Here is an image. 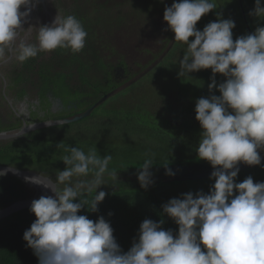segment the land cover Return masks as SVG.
I'll use <instances>...</instances> for the list:
<instances>
[{"label": "clouds", "instance_id": "9594fccd", "mask_svg": "<svg viewBox=\"0 0 264 264\" xmlns=\"http://www.w3.org/2000/svg\"><path fill=\"white\" fill-rule=\"evenodd\" d=\"M34 6V0H0V53L16 39ZM216 8L215 0H174L164 11L166 30L175 34V41L187 45L178 77L202 69L213 73L210 95L199 98L195 107L202 129L198 159L214 169L209 193L189 192L170 199L162 206L163 213L178 225V233L164 230L163 221L145 219L138 239L123 252L109 221L78 214L85 207L99 211L107 193L98 189L107 185L104 174L112 156L100 157L95 151L85 154L71 147L70 155L63 157L66 168L58 170L54 184L45 185L53 195L41 196L30 206L36 219L23 239L38 264H264V182H254L252 176L235 182L240 163L256 166L262 162L264 26L234 40V20L217 13L216 21L199 30L197 22ZM249 15L264 16V0H255ZM37 28V43L19 46L20 61L57 48L75 53L85 47L88 34L74 15L58 12L50 24ZM216 74L226 79L217 84ZM153 165L146 159L138 168L142 188L153 183ZM163 166L166 175H175L168 164ZM90 172V180L72 179ZM92 193L91 200L82 198Z\"/></svg>", "mask_w": 264, "mask_h": 264}, {"label": "trees", "instance_id": "16d2710c", "mask_svg": "<svg viewBox=\"0 0 264 264\" xmlns=\"http://www.w3.org/2000/svg\"><path fill=\"white\" fill-rule=\"evenodd\" d=\"M129 1L132 6L131 11L126 15L120 14L126 22L130 21L132 16L141 21L138 22L139 24L153 21L155 15H152L151 8L145 9L138 0ZM170 1L174 2V0ZM94 3L98 6V10L104 11L102 14L94 10L91 12L96 17L94 24L86 25L84 19H91L89 16L74 15L82 23L88 34L87 37L89 35L92 37L91 45L86 47L85 41L86 48L84 47L82 52L79 51L81 54L74 55L76 62L79 63L75 64L78 66L82 82L86 84L84 91H79L77 96L83 97L84 94H89L93 97L90 99L85 97L78 104L81 108L90 107L103 95L120 87L126 81L135 78L137 80L116 91L90 115L80 120L35 129L6 142L0 141V163L38 171L53 176L56 180L58 170L62 171L66 168L63 157L70 155L71 147H77L85 154L95 151L100 157L111 154L112 160L104 174L107 185H102L98 189L107 193L105 199L98 205L99 211L90 212L85 207L78 214L87 215L93 221L103 216L114 229L113 235L122 251L127 252L132 247L133 241L138 239L140 225L145 219L163 221L164 230L178 233V225L163 213L162 206L170 199L180 198L185 193L196 194L203 191L207 194L214 184L211 176L182 181L167 180L171 176L165 174L163 166L168 164L171 168L174 165L209 163L198 159L196 150L202 129L196 119L195 107L199 98H207L210 95L208 85L212 82L213 73L211 69H202L179 78L177 75L179 61L187 45L171 37L170 40L173 41L171 47L161 51V53L166 51L163 58L155 64H146L143 67L145 71L142 69L134 71L131 68L130 72L133 74L118 79L114 75L113 68L103 72L104 78H101L100 70L106 68L107 64L104 61L106 58L98 56L96 52L95 40L97 33L102 29L101 24L96 22L101 20L104 21L103 24L114 23L113 9L110 10L108 7L105 9V3L120 8L123 1L92 0L89 5L83 4V9L80 11L85 14ZM215 3L217 8L197 22L196 27L199 30L202 31L209 22L216 21L217 13H222L224 19L234 20L236 24L233 29L234 40L239 36L253 33L257 26H264V16L258 18L249 15L254 9L255 0H215ZM134 22L135 20L127 23L133 26ZM135 25L138 29L139 25ZM135 28L133 27L137 30ZM162 30L163 27L158 25L155 32ZM192 39L194 37H190V40ZM151 47H146L143 52L155 55ZM60 49L64 48H57L54 57L63 52ZM37 57L38 55L34 58ZM51 59L50 63L42 61L43 78L52 80L56 89L63 82L69 81L71 72L68 74L49 69L55 62L53 58ZM72 61L69 60V63ZM120 62L128 69L126 62ZM109 64L114 66L113 63ZM135 65L138 68L143 66L140 63ZM147 74H151L150 79L156 75V82L151 87L148 83L140 88L142 86L138 82L141 83ZM215 78L217 84L226 79L222 74H216ZM68 84L70 90H74L71 83ZM90 87L94 90L93 94L89 90ZM214 94L220 95L218 90H215ZM3 129L4 127L0 126V131ZM146 159H151L154 163L150 170L153 174V183L147 189L142 188L137 179L138 168L142 167ZM200 169L203 170L201 167ZM113 173L115 176L112 175ZM248 176H252L254 182H264V161L261 165L240 169L235 182H243ZM92 178L93 173L90 172L87 177H73V181ZM25 186L26 183L19 177L1 175L0 209L18 200ZM93 196L94 193L82 198L91 200ZM35 219L36 216L30 211V207H26L0 221V264H38L37 256L27 247V242L23 239L25 230L30 228Z\"/></svg>", "mask_w": 264, "mask_h": 264}, {"label": "flooded vegetation", "instance_id": "af4514ba", "mask_svg": "<svg viewBox=\"0 0 264 264\" xmlns=\"http://www.w3.org/2000/svg\"><path fill=\"white\" fill-rule=\"evenodd\" d=\"M91 1L34 0L35 6L30 16L23 23V32L20 33L22 38L17 41L14 40L9 46L5 47L3 53H0V78L3 82L2 95H0V106L2 107H0L2 110V115H0V126L4 127L2 131L19 130L35 122L71 116L80 110L83 111L88 108H81L78 103L79 101H83L85 97L88 99L93 97L89 94H84L83 97L77 96L79 91L82 92L86 88V84L82 82L80 77L78 66L75 64L79 63L76 62L74 58V55H79L82 51L74 53L71 49H60L63 52H59L60 55L56 57L54 56L57 54L58 50L40 52L37 58L32 57L24 61H20L18 55L19 46L22 43H37V27L43 24H50L58 12L62 15L89 16L91 19H84L86 25L90 26L94 24L96 17H94L91 12L98 9L95 3L92 4V7L89 8L85 14L80 11V9H83V4L89 5ZM31 6L32 5H30V7ZM23 10L22 8L21 11ZM96 23L102 25L104 21L100 20V22ZM91 41L92 37L89 35L86 40V47L91 45ZM51 58H53L55 62L51 68L48 67L49 69L55 72H67L68 74L71 72L69 81L63 82V84L56 89L54 87L56 85H53L52 80L43 78L42 61L50 63L52 61ZM69 60H73L72 63H69ZM104 61L107 67L100 70L102 71L101 78H104L103 72H106V70H113V68L115 71L114 75L118 79H124L132 74L130 72L131 67L127 69L126 65L121 64V62V65L117 62L118 64L113 63L114 66H111L109 63L112 62L107 60ZM7 72L10 73L11 76H9ZM69 82L71 83V87L74 88L72 91L69 88ZM107 82L108 80H106V83ZM83 84L85 86H83ZM89 90L92 91V94L94 93L91 87ZM26 133L28 132L24 134ZM10 139H1L0 141L6 142ZM27 192L28 188L26 185L21 197L26 196ZM29 193L30 192H28V194Z\"/></svg>", "mask_w": 264, "mask_h": 264}, {"label": "rangeland", "instance_id": "374dc122", "mask_svg": "<svg viewBox=\"0 0 264 264\" xmlns=\"http://www.w3.org/2000/svg\"><path fill=\"white\" fill-rule=\"evenodd\" d=\"M123 1L122 6L112 7L106 4L105 9L108 7L110 10L113 9V15L115 16L114 23L103 24L101 25L102 29L97 33V39L95 40V47L98 56L105 57L106 60L117 63V62H126L128 67H131L132 70H143V67L147 64L150 65L159 56L163 53L161 51L167 47L172 37L173 32L168 29L167 22L164 21V11L165 7L169 6L162 0H138L139 4L144 6L145 9L148 10V7L152 9V15H155L153 21H148L144 24H139L140 20H136L134 16L130 18V21L133 22L135 20L134 25L132 26L130 21H125L121 17V13L128 14L132 6L130 1ZM129 1V2H128ZM157 1V2H156ZM171 5V1L167 0ZM105 2V0H104ZM126 4H125V3ZM137 3V2H136ZM158 3V4H157ZM104 10V9H103ZM99 14H102L104 11H100L96 9ZM124 22V23H123ZM135 24L139 25L138 29L135 28ZM160 25L163 27L162 32H155L156 27ZM133 27L137 30H134ZM21 32H23V27L18 30V35L15 41L21 39ZM151 45V46H148ZM146 47H151L152 51L155 53L149 54L148 52H143ZM171 47V46H170ZM169 47V48H170ZM159 49V51H158ZM158 51V52H157ZM164 56V55H163ZM163 56L159 59L161 60ZM140 63L141 68H138L135 64ZM9 76L10 73L7 72ZM133 74V73H132ZM144 77V76H143ZM141 77V78H143ZM93 78V77H92ZM151 74L144 78L141 83L138 82L143 88L148 83H150V87L156 82V75H153L152 79ZM80 82V81H79ZM81 84V83H79ZM3 82L0 78V95H2V87ZM83 86H85L83 84ZM160 105V103H159ZM1 107V106H0ZM2 108V107H1ZM85 110V109H84ZM83 110V111H84ZM80 110L79 112H81ZM79 112H76L79 113ZM0 115H2V110L0 109Z\"/></svg>", "mask_w": 264, "mask_h": 264}, {"label": "water", "instance_id": "95a60500", "mask_svg": "<svg viewBox=\"0 0 264 264\" xmlns=\"http://www.w3.org/2000/svg\"><path fill=\"white\" fill-rule=\"evenodd\" d=\"M169 6L171 4L167 0H162ZM129 2V1H128ZM126 4V3H125ZM124 5V4H123ZM105 10V9H104ZM174 33L172 34V37H174ZM172 40H170L169 44L166 47V50L169 49V47L172 44ZM166 51H164L158 59H156L153 64H155L156 61H159V59L164 55ZM152 64V63H151ZM150 64V65H151ZM145 71V69H143ZM137 79H131L126 81L124 84H122L120 87L112 90L109 93H106L103 95L98 101L93 103L90 107L85 109L84 111H81L79 113H75L71 116H66L62 118L57 119H49L44 121L35 122L33 124H29L28 126H24L20 128L19 130L14 131H0V140L1 139H10V138H16L24 134L25 132H29L35 129H41L46 128L58 124H64L69 123L72 121L80 120L88 115H90L93 110L99 106L103 101H105L109 96L113 95L116 91L119 89H122L126 86L131 85L134 83ZM34 125V127H33ZM262 157V162L264 161V153H260ZM200 167L203 169L201 171ZM239 169H245L248 167H252L249 165H246L244 163H240L238 165ZM171 169L173 172H178L174 176L169 177L167 180H188V179H196V178H204L211 176V173L214 171L213 167L209 163H202L201 165H174L171 166ZM0 175H13L16 177H19L21 180H23L28 188V192H30L28 195L24 197H20L18 200L14 201L13 203L9 204L8 206L0 209V221L8 217L9 215L13 214L14 212H17L23 208L30 207L33 200L39 199L41 196H49L53 195V193L45 186V185H52L55 183V178L53 176L33 171L31 169H24L13 165L8 164H0ZM73 179V178H72ZM78 180V179H77ZM76 181V180H74ZM33 192V193H32Z\"/></svg>", "mask_w": 264, "mask_h": 264}]
</instances>
